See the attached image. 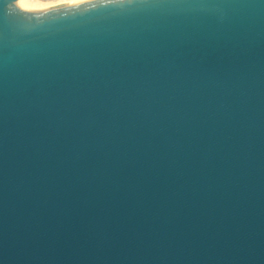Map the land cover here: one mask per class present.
Segmentation results:
<instances>
[{"label": "water", "instance_id": "95a60500", "mask_svg": "<svg viewBox=\"0 0 264 264\" xmlns=\"http://www.w3.org/2000/svg\"><path fill=\"white\" fill-rule=\"evenodd\" d=\"M0 264H264V0H0Z\"/></svg>", "mask_w": 264, "mask_h": 264}, {"label": "rangeland", "instance_id": "374dc122", "mask_svg": "<svg viewBox=\"0 0 264 264\" xmlns=\"http://www.w3.org/2000/svg\"><path fill=\"white\" fill-rule=\"evenodd\" d=\"M66 0H28L29 4L37 6V7H43L48 9L49 7H55L56 5H59ZM53 5V6H52Z\"/></svg>", "mask_w": 264, "mask_h": 264}, {"label": "bare ground", "instance_id": "6f19581e", "mask_svg": "<svg viewBox=\"0 0 264 264\" xmlns=\"http://www.w3.org/2000/svg\"><path fill=\"white\" fill-rule=\"evenodd\" d=\"M88 1H91V0H66L65 2H63V3L59 4V5H56L55 7L68 6V5H73V4H78V3L88 2ZM34 5H31V9L28 10V11H40V10L46 9V8H44V6L43 7H40V6L37 7V6H34ZM51 8H53V7H51Z\"/></svg>", "mask_w": 264, "mask_h": 264}, {"label": "clouds", "instance_id": "9594fccd", "mask_svg": "<svg viewBox=\"0 0 264 264\" xmlns=\"http://www.w3.org/2000/svg\"><path fill=\"white\" fill-rule=\"evenodd\" d=\"M17 8L22 11H28L31 9V5L29 4L28 0H15Z\"/></svg>", "mask_w": 264, "mask_h": 264}]
</instances>
